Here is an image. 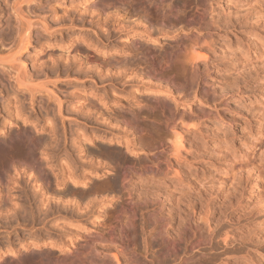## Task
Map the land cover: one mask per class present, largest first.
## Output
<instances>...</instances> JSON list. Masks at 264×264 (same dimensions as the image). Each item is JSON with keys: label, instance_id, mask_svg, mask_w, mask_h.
Here are the masks:
<instances>
[{"label": "rangeland", "instance_id": "1", "mask_svg": "<svg viewBox=\"0 0 264 264\" xmlns=\"http://www.w3.org/2000/svg\"><path fill=\"white\" fill-rule=\"evenodd\" d=\"M49 1L54 0H43L39 8H32L31 3L26 10L31 16L48 10L38 17L43 15L54 27L58 24L51 18ZM59 1L57 15L74 17L76 26H64L55 36L34 28L29 53L19 59L32 68L30 57L40 47L38 42L45 41L54 43L44 50L54 56L75 55L74 48L80 46L77 54L84 59L82 66L107 63L106 59L112 57L123 58L119 67L126 70L103 74L100 78L103 82L98 80L95 84L92 77L85 78L84 74L75 77L73 72L77 68L68 74L69 79H64L63 66L58 71L49 68L45 75L38 71L39 74L27 76L24 80L28 78V84L47 80V86L62 101V114L56 111V100L49 99L44 92H36L31 101L28 89H17L13 80L1 74L0 138L21 130L36 135L34 156L40 161L48 159L51 167H46L44 172L54 177L50 182L57 180L56 185L53 181L50 183L55 189L47 188L43 196L38 195V183L24 182L25 174L23 182L18 184L25 186L16 185V188L15 183L11 184V193H15L12 195L9 191V194L14 200L8 202L7 194L3 195L0 249L4 256L0 264H39L38 259L41 261L44 257L46 262L62 257L63 264H69L72 252L87 240V234L104 235L111 224L115 235L122 234L129 239L128 250L121 251L118 243L95 242L93 246L110 256L117 254L122 264H129L130 257L144 264H197L199 249L204 263L224 264L220 261L224 256L217 255L225 247L220 244L221 238L229 229L234 234L228 231V238H234L230 246L234 248L235 264H252L251 257L255 254L264 257V129L254 144L249 140V136L258 137L259 124L264 125V0H163L152 13L159 15L166 6L173 8L165 26L161 29L154 23L146 32L142 29L150 12L143 7L151 0H111L107 4L97 0ZM197 9L205 11L203 20L189 23L186 17L195 14ZM11 16V13L0 16L1 33L2 29L8 31ZM98 16L103 23L100 28L96 22L92 23V17ZM77 35L108 50L107 56L104 51L96 52L79 40L71 42L70 38ZM2 44L9 46L3 42L1 48H5ZM192 44L204 53L197 60L195 73L183 74V69L175 65L170 74L145 73L148 66L143 57L145 52L159 58L166 51ZM4 53L5 50L2 54L6 56ZM100 99L107 103L95 115L90 105ZM12 101L19 104L18 109L22 108L20 115L15 111L9 115L15 105ZM121 110L135 111L137 120L123 124ZM173 120L177 129H187L182 131L180 157H175L170 147L176 139L165 128V122ZM230 145L238 152L248 153L246 169H257L259 178L249 175L247 180H237L233 177L234 171L228 169ZM167 164L173 171L163 177ZM144 165H158L160 176H146L142 180L143 177L134 175L127 183L128 188H124L120 181L121 169L129 166L138 171ZM174 170L179 173L178 177L174 176ZM71 171L77 177L75 185H72ZM3 179L4 182L5 176ZM214 189L218 194L221 222L214 230L215 238L209 242V230L202 217ZM128 203L133 211L127 209ZM222 227L227 229L223 231ZM200 236L202 244H195ZM172 240L177 241V250L173 253L166 248ZM49 242H52L50 246ZM79 252L92 261L90 251ZM215 256L219 258L216 263Z\"/></svg>", "mask_w": 264, "mask_h": 264}, {"label": "bare ground", "instance_id": "2", "mask_svg": "<svg viewBox=\"0 0 264 264\" xmlns=\"http://www.w3.org/2000/svg\"><path fill=\"white\" fill-rule=\"evenodd\" d=\"M98 1H100V2L103 1V2H106V4H107V2H109L111 0H97L96 2H98ZM116 1H119V0H115V2ZM151 1H150L151 3H149L147 6L143 7L147 12H150V14H149L150 16L147 17V20H146L145 25L143 26V29H142L143 31L142 32L148 31L147 30L148 27L152 28L154 23H156L157 26L160 25V28L162 29V26H165L166 21L168 20V15L171 12V9H173V8H170V6H166V9L165 10H163L162 8H160V9H162L161 10L162 11L161 14H159V15L153 14L152 13V9H158L157 8L158 7V4H160L158 2H162L163 0H158V1L157 0H151ZM42 2H43V0H12V1H10V0H0V16L4 15L5 13H8V14L11 13V15H12L11 16V19H9L10 20V22H9L10 23V27H9L8 31L5 32V31H3V29H2V33L0 31V34H2L1 37H0V41L2 40L0 42V51L2 50V53H3L4 50H5L6 53L8 54L7 55L6 53H4L6 55V56H4L0 52L1 53L0 54V76H1V74H6V78L9 79V80H13L14 83H15V85H17V89H19V90L28 89L30 91V95H31L30 97L31 98L38 91H41L40 93L44 92L45 95L49 99L51 98L52 100L53 99L56 100V101L53 100L56 104H58L56 106V107H58V109L56 111H58L60 113L62 111L61 110L62 109V103H61L62 101L60 102L61 99H59V97H57V94H55L56 95L55 96L54 95V91H52V88H50V87L47 86V84H46L47 83V80L45 78H43L42 79L43 80L42 82L37 80L38 81L37 84L36 83H33V82L36 81L35 80L33 82H30V84H28V83H26V80H28V78L26 80H24L27 76H29V75L32 76V74H34L35 72L38 73V71L39 72H42L41 73L42 75L43 74L45 75V74L49 73V71H48L49 68L50 69L53 68V70L55 69L56 71H58V70H60L61 66H63L66 69V76L64 74V76H65L64 79H67V78L69 79V75L68 74L74 68H77L75 70V72H73L74 74H76V75H74L75 77L78 76V75H80V74H84L83 77L85 76V78L86 77H88V78L89 77H92L93 82L95 84V83H98V80H100V78H102L103 74L120 73V71H121V69L123 67H119L120 66L119 64H120L121 61L123 62L124 59L123 58H117L116 59V58L109 57V58L106 59V62L107 63L104 62V63L101 64V62H98V63L92 64V65L90 64L88 66H86V65L85 66H82L84 59L82 58V56L80 54H77L78 51L80 52V50H81L80 49V46H79V48L78 47L74 48V49L77 50V51L75 50L76 51V54L75 55H72V56H68V55H66V56H54L52 54V52H45L44 51L45 48H48V47L53 46L54 43H50V42L46 43L45 41H42V43L44 42L42 44L40 41L38 42V39H37L36 42L39 43L37 45H40V47H38V50L35 51V54L32 57H30V59H32L33 63L31 64L32 66H30L32 68H29L27 66L29 64H26L25 61H23L22 59H19V58L21 57L22 54L28 52L29 49L31 48L30 46L32 44L31 43V40H32V32H33L34 28H38V29H40V31H42L43 33H47L48 35L55 36L59 31L62 30V28L64 26L66 28H74L76 26L74 24V17H72L70 15H68L66 17H64V16H58L57 15V5H61V2L59 0H54V1H51V2L49 1V7H50V9L49 8L48 9L50 10V13L52 15L51 18H52V20H54L58 24V25H54V27H52V21L46 20L45 17L44 18L42 17L43 15L41 16V18L38 17V14L40 12V11H38V9H37L38 13L36 15H34V16H31L30 13L28 12V10H26V6L27 5L33 3L32 8H36L38 6L41 7L40 5H41ZM46 11L49 12L48 10H46ZM46 11L44 10L43 12L45 13ZM32 12H34V11H32ZM204 12H205L204 10H202V11L201 10H198L195 14H193V15L191 14L190 16H188L186 18H187V20H188L189 23L190 22H193L195 19H198L196 21H199L201 19L203 20ZM35 13H36V11H35ZM44 13L41 12V14H44ZM156 13H158V12H156ZM41 14H39V15H41ZM94 22H96V24H97V26L99 28L103 25V23L100 22L99 16L96 17V18L92 17V23H94ZM7 25H9V24L7 23ZM55 26H57V27H55ZM5 30H7V29H5ZM3 32H5V33H3ZM42 35L43 34L41 33V36ZM39 36H40V34H39ZM40 37H39V39L42 40V38H40ZM43 38H46V37H43ZM79 38L80 37H78V35H77V36H74V37L70 38V41L71 42H76V41L79 40L80 43L83 42L84 45H86L87 47L93 48L94 51H96V52L104 51L103 49H101L100 47H98V45L93 44V42H90L89 43L88 42L89 40H87L86 38H81V39H79ZM3 42L4 43H7V45L9 44V46H6L5 47V44H2V46H4L5 48H1V43H3ZM33 42H34V40H33ZM42 54H44L45 58H44V56ZM103 54L107 56L108 50L104 51ZM41 56H43V57H41ZM143 57L148 61V64H147L148 66L146 67L145 73L146 74H151L152 76H157V75L162 76L163 74H170L169 73V70L171 69V67L173 65L179 66L180 67V70L183 69V71H184V72L182 71L183 74H186V72L195 73L194 71L197 70V66H198L197 65V63H198L197 60L200 59L201 57H204V53H201V50L197 49L195 47V44H192V45H189L188 47H182V48H179V49H175L174 51H166L159 58L153 56L150 52H145L143 54ZM105 66H108V67L105 68ZM125 70H126V68H123L121 73H124ZM56 71H55V75H56ZM94 72H96L95 75H94ZM37 73H35V74H37ZM13 74H15V75H13ZM48 76H46V77H48ZM74 76L72 75V77H74ZM163 77L170 78L167 75H165ZM4 78H5V75H4L3 79ZM53 78H55V77H53ZM57 78H59V76ZM78 78H79V76H78ZM64 79H62V80H64ZM0 80H1V78H0ZM6 81H8V80H6ZM101 81L103 82V79H101L100 82ZM53 82H52V84H53ZM1 83H2V81H1ZM8 100H10V99H8ZM30 100L32 101L33 98L30 99ZM102 100H104V99H100V100H98V102L92 103L90 105V107L94 109L95 115L97 113H99V108H100L101 105H103V103H104V106H106V103L107 102L102 101ZM12 102H14V101H12ZM15 102H14V104H15ZM18 106H19V104L17 103V104L14 105V108L12 110H10L11 109L10 108L9 109L10 110L9 111V115H10V113H12V111H15V113L18 115V113L20 112V109H22V108L18 109L20 107V106L19 107ZM32 106H33V104H32ZM4 107L6 108V106H4ZM121 113H120V115H122V117L120 118V120H121V122H123V124H128L131 121H136L137 120V114H136L135 111H132V112L129 111L128 112L126 110H121ZM61 114H62V112H61ZM17 115H14V116H17ZM19 115H20V113H19ZM58 116H59V114H58ZM11 117L12 116H10V119H11ZM3 123H5V122H3ZM48 123H49V120H48ZM32 124H34V123H32ZM3 125H5V124H3ZM35 126L36 125H34L33 127H35ZM43 127H45V125ZM165 128L168 130L167 131L168 132V135L173 136L176 139L175 143L173 142V144H171L170 147H171L172 150H174L175 157H180V153H181L180 149L182 147V138H183L182 131L183 130H187V129L185 127L182 128L181 130L180 129H177L176 128V122L174 120L173 121H166L165 122ZM36 129H37V127H36ZM257 129H258V134H259L258 137H254L253 138V136H249V137H251V138H249V140L253 144L259 138V136H261L262 131L264 129V125L262 123L259 124V126H258ZM3 131L4 130H2V132ZM10 133L7 136H5V137L0 138V173H1V175H0V200L3 199V197L5 196V194H7L6 195L7 197H5V198H7L8 202H10L9 200H14L15 199V198H11L12 196L10 195V194L13 195V193H15V192L11 193L12 192L11 190L13 189L12 186L14 185V183H15V186L18 185L19 183H22L25 174H27V179L24 180V182H26L28 180L29 183H36V184L38 183L37 185L34 184V186L36 185L37 188H38V195H43L44 196L45 192L47 191L46 189L51 187L50 186V183L52 185V181H53V184H54L56 182L55 180H57V179L55 178V180L53 179L50 182V178L52 179L53 176L50 173L49 174L47 173L48 175H51L52 176V177H49L44 172V169L46 167H49V168L51 167V163L48 161V159L47 160L40 161V160H38L35 157L36 155L34 156V151L37 148L36 135L35 136L34 135H31V133H27L26 131H23V130H21L20 133H15V134L12 133L13 135L10 134ZM229 149H230V155H229L228 169L230 171L231 170L234 171L233 172V177L236 176L235 178L237 180H242V179L243 180H247L249 178V175H252L253 178H255V179L259 178L260 175L257 173V169H254L253 171L246 169L247 161L245 160V158L247 157V154H248L247 152H245L243 154L241 152L236 151L234 145H230L229 146ZM65 170H66V168H65ZM61 171H63V170H61ZM172 171H173L172 170V167L169 164H167L166 171H164L162 173L163 174V177L165 175L171 174ZM65 173L66 172H64V174L63 173L62 174L64 176H66L67 174H65ZM10 174H11V176H10ZM71 174H72V171H71ZM160 174H161V168L158 165H154V166L153 165H144L138 171L134 170L133 168H131L129 166H124L121 169V171H120V181H121V184H122V186L124 188H128L127 187L128 186L127 183L130 181V179L134 175H137L139 177H143L142 180H144L146 176H150L149 178H155V177L158 178L160 176ZM173 174H174V176H177V177L179 176V173L177 172V170H174ZM4 176H5V181L3 182V180H4L3 177ZM54 176L55 177H58V176L60 177L61 174L58 175V176H56V174H54ZM74 176H75L74 174L70 175L71 181H73V184L72 185L77 184V180H76L77 177L75 178ZM63 178H61V179H63ZM82 178H84V177H82ZM255 181H257V180H255ZM58 182L59 181H57V185L59 186L60 183H58ZM61 182H63V181H61ZM11 184H12V186H11ZM3 185L4 186L6 185L7 187L4 188V187H2ZM20 185L23 186L24 184H20ZM20 185H18V187H20ZM54 185H56V183ZM34 186H33V188H36ZM16 188H17V186H16ZM21 189H23V188H21ZM26 189H25V192L27 191ZM52 189H55V188H52ZM2 190H4V192H2ZM9 191H10V194H9ZM14 191H15V189H14ZM35 191H37V190H35ZM27 193H30V192H27ZM25 194L26 193H24V195ZM30 197H31V195H30ZM217 197H218L217 191L215 189L212 190L210 192V194H209V198H208L207 208L205 210V214L202 217V219L204 220L203 222H205L206 227L209 230V242L213 241V239L215 238V237L213 238V235L216 232V231L214 232V230L219 225V223L221 222L220 221L221 218L219 217L220 215H218V214H221V210H220V206L218 205ZM27 199H29V198H27ZM39 199H43V198L39 197ZM48 199H46V201ZM55 200H56V198H55ZM60 200L62 202V199H60ZM128 200L130 201L131 198L129 197ZM3 202H4V200H3ZM62 204H63V202H62ZM67 204L65 205L66 208H67ZM41 206H43V205H41ZM126 207H129V208H127L128 210L133 211L132 205H130V203H128ZM4 208H7V207H4ZM63 210H64V208H63ZM30 211H32V209ZM64 212H65V210H64ZM115 218H117V217H115ZM223 227H222V229H223ZM225 229H227V228H225ZM225 229H223V231ZM228 231H225L227 233H224L223 232L224 233L223 235H225V237L222 235L224 238H221V243H220V244L223 243L224 245H222V246H225V247L223 248V250L221 252L219 251L220 253L218 252L219 254L217 252L216 253L218 254L217 255L218 257H219V255L220 256H224V257H221L220 258V261L223 262L224 264H235L234 263V259L235 258L232 255V252L234 251V248H231V246H230V244H232V242H233L232 240L234 238L231 239V240L228 238ZM106 232L107 233L104 234V235H101V234H98V233H94V234L89 233V234H87L85 236L87 238V240L81 242L79 244L77 250H75V251L73 250L74 252H72L73 255L70 258L69 264H122L121 263V260H120V258L118 257L117 254H114L113 253L110 256L108 253L103 252V250H102V252H100V250H98L99 251L98 252L97 251V247H94L93 246V244L95 242H99V243H102L104 245L118 243V246H119V248H120L121 251L125 252V251L128 250V248H129V242H128L129 239H125V236L122 235V234L119 235V236L115 235L113 233L114 231H113L112 224L109 225V228H108V230ZM230 232H231V230L229 231V234H230ZM232 232H233V230H232ZM232 234H230V235H232ZM218 237H219V235H218ZM70 240L71 239H69V241ZM230 241H232V242H230ZM202 242H203L202 236H200V238L195 241V244L197 243L198 245H200V244H202ZM51 243L50 242L48 243L49 246L51 245ZM218 244H219V242H218ZM34 246H35V244H34ZM166 248H167V251L168 252H172V253L173 252H176V250H177V241L176 240L170 241L167 244ZM32 249H33V245H32ZM32 249H31V251H32ZM211 249H212V247H211ZM79 250H81V251L84 250V252H85V250L87 252L90 251L92 253V255H91L92 258H90V259H92V261L90 262V260L89 261L87 260L89 258H86V256H87L86 254H85L86 256H81L82 254L79 252ZM33 251H35V250L33 249ZM15 252H16V249H15ZM12 253H14V252L12 251ZM214 255L215 254H213V256ZM3 256H4V251L1 250L0 251V258L3 257ZM217 256L214 257V260L215 261L212 260L215 263H216V261L217 262L219 261L218 260L219 258L218 259H215ZM88 257H90V256L88 255ZM263 258L264 257H262V255L255 254L253 257H251V259L254 260L252 264H264L263 263ZM10 259H11V256H10ZM31 259H32V257H31ZM44 259H45V257L42 260L40 259L41 261H39V259H38L37 262H40L39 264H49V263H53V264H63V258L62 257L61 258L60 257H57V258H55L54 261L52 260V262L51 261L46 262ZM127 259H128L127 262H129V264H144V262L142 260L137 259L135 257H130V258H127ZM30 261H32V260H30ZM235 261H236V259H235ZM211 263L209 262V264H211ZM197 264H206V263H204L202 261V250L201 249H199V251H198V263Z\"/></svg>", "mask_w": 264, "mask_h": 264}]
</instances>
